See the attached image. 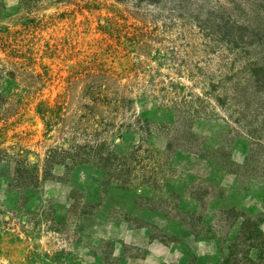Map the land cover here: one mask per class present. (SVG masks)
<instances>
[{
	"label": "rangeland",
	"instance_id": "rangeland-1",
	"mask_svg": "<svg viewBox=\"0 0 264 264\" xmlns=\"http://www.w3.org/2000/svg\"><path fill=\"white\" fill-rule=\"evenodd\" d=\"M0 68V264H264V0H0Z\"/></svg>",
	"mask_w": 264,
	"mask_h": 264
},
{
	"label": "crops",
	"instance_id": "crops-1",
	"mask_svg": "<svg viewBox=\"0 0 264 264\" xmlns=\"http://www.w3.org/2000/svg\"><path fill=\"white\" fill-rule=\"evenodd\" d=\"M184 203L181 202V205ZM193 207L192 204H190ZM188 207V208H187ZM186 208H180L185 212L194 213V209L187 206ZM152 217L159 218L162 215L160 212H151ZM158 220V221H159ZM150 229H143V231H138L136 228H127L128 235V248L138 247L135 245V240L131 241V237L135 236V234H140L145 237L146 233H148ZM130 239V240H129ZM204 252L200 251V248L197 243L189 239H182L181 241L171 242L170 245H163L158 241H152L151 243L144 245L141 248L144 251L142 256L132 255V253H128L125 259L126 264H215L214 260V242L210 243ZM207 245H209V241L207 240Z\"/></svg>",
	"mask_w": 264,
	"mask_h": 264
},
{
	"label": "trees",
	"instance_id": "trees-1",
	"mask_svg": "<svg viewBox=\"0 0 264 264\" xmlns=\"http://www.w3.org/2000/svg\"><path fill=\"white\" fill-rule=\"evenodd\" d=\"M6 68V67H5ZM6 69H4V68H0V78L2 79V80H4V79H6V78H8V77H11V74L8 72L7 73V70L5 71ZM0 102H1V95H0ZM2 108V106H1V103H0V109ZM3 109V108H2ZM1 111V110H0ZM40 113H42V116L44 115L43 114V112H40ZM43 119H44V117H43Z\"/></svg>",
	"mask_w": 264,
	"mask_h": 264
}]
</instances>
